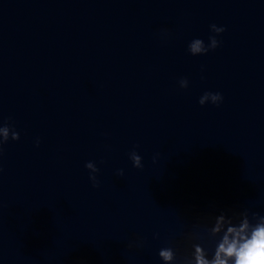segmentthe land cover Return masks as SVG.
<instances>
[{
	"label": "water",
	"instance_id": "obj_1",
	"mask_svg": "<svg viewBox=\"0 0 264 264\" xmlns=\"http://www.w3.org/2000/svg\"><path fill=\"white\" fill-rule=\"evenodd\" d=\"M6 123L0 264L211 261L264 223V0H0Z\"/></svg>",
	"mask_w": 264,
	"mask_h": 264
},
{
	"label": "clouds",
	"instance_id": "obj_2",
	"mask_svg": "<svg viewBox=\"0 0 264 264\" xmlns=\"http://www.w3.org/2000/svg\"><path fill=\"white\" fill-rule=\"evenodd\" d=\"M211 31L216 35H219L225 31L223 27H217L215 24L211 25ZM210 44L205 47L204 42L201 39H194L189 44V52L192 55H203L207 54L210 50H215L220 41L216 39V36L209 37ZM188 80L182 78L179 81L181 88L188 87ZM211 100L214 105H219L223 97L220 93L205 92L199 99V104L201 106L205 105L207 100ZM11 131V139L19 140V133L16 132L9 124H4L0 127V132L3 133V139L0 140V155L3 153V144L9 140V131ZM39 139H37L36 144L39 146ZM129 157L133 163V166L141 169L143 168L142 158L137 154L136 151H132ZM155 161V158H154ZM85 167L89 170V179L93 183V187H99V181L97 180L96 173L99 169L96 167L94 162L86 163ZM118 175L123 176V170L118 172ZM222 220L223 217H220ZM248 225L245 223L239 230L235 228H229L228 232L224 235L222 242L219 244L215 251V258L211 261L205 259L204 254L200 246H196L195 249V261L196 264H229L228 258L234 257V264H264V223L256 226L250 235L245 234V230ZM219 229L217 228L216 231ZM231 236V239H230ZM159 256L165 261H170L173 259V252L171 249H161L159 251Z\"/></svg>",
	"mask_w": 264,
	"mask_h": 264
}]
</instances>
